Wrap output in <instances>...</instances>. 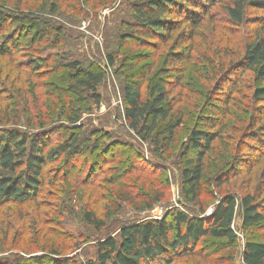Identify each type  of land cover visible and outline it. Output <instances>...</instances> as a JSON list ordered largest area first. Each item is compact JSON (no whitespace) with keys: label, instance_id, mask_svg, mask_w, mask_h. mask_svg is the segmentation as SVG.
Masks as SVG:
<instances>
[{"label":"trees","instance_id":"obj_1","mask_svg":"<svg viewBox=\"0 0 264 264\" xmlns=\"http://www.w3.org/2000/svg\"><path fill=\"white\" fill-rule=\"evenodd\" d=\"M116 1L0 0V102L4 103L0 106V127H4L0 129V206L38 210L44 207L41 199L47 196V189L56 187L58 182L70 185L68 178L74 168L70 163L74 156L84 154L80 150L82 143L84 150H93V156L89 157L92 162L101 157L99 142L94 148L89 147L86 140H80V130L72 133L75 129L72 125L79 120L84 109L73 112L71 106L75 103L70 99L67 103L64 101L78 95L87 96L98 104L101 100L98 88L105 81L106 69L115 67L116 58L107 54L103 68L83 64L70 52H63L64 47H68L64 42L68 39L67 29L50 20L68 11L79 17L82 7L96 12ZM121 4L131 19L121 21L127 29L125 37L132 41L131 47L151 52L136 55L127 50L125 58L128 62L120 66L127 71L125 75L121 73L124 75L121 98L126 127L140 143L149 146L152 154L164 161L172 159L168 152L178 149L181 196L187 204L198 209V215L176 212L155 220L128 223L119 229L117 236L97 239L93 258L84 264H181L182 259L200 256L199 245L222 246L213 252V255L222 252L216 259L221 264H236V218L240 219L242 229L264 224V14L256 18L248 16V12H264V0H121ZM214 7L222 11L227 24L243 29L245 25L254 24L256 28L245 34L242 44L235 43V51L222 46L217 53L216 67L214 56L200 57L213 69V85L207 98L213 91L222 94L216 103L224 110L222 120L233 115L232 107H241L245 103L247 107L243 106L249 116L239 130L240 141L224 140L228 125L222 122L212 124L215 117L207 116L204 128H193L188 144L179 149L177 130L184 116L178 114L171 119L173 108L169 84L164 79L163 82L158 80L144 97L138 80L144 76L136 77L135 66L141 59L155 57L162 46L173 39L174 33L184 28L177 45L187 42L182 49L188 53H167L164 57L166 68L158 71L162 73L161 78L173 75L182 81L184 76L179 64L192 57L195 39L212 22ZM120 43L126 44L124 38ZM56 52L58 56L53 54ZM115 74L119 75L118 69ZM246 74L251 76L250 80H244ZM42 98L46 100L44 106ZM17 105L23 106L25 114L29 111L24 125L28 131L12 127L24 117V111L16 109ZM211 114L219 115L216 108H211ZM56 135L60 136V144L52 145L50 141ZM235 142L237 144L233 145ZM233 146L234 158L231 157ZM243 147L249 150L252 158L238 155ZM105 149L102 148V152ZM217 150L222 152L219 157ZM122 154L126 157V164L131 162L128 152ZM214 157H218L221 172L211 177L209 159ZM259 165V176L253 188L247 184L233 193L224 192L232 178L244 175L250 184L253 171ZM110 170L116 179L123 177L122 170L115 167ZM115 177L110 176L105 181L113 184ZM79 187L85 186L81 184ZM117 197L121 203L132 202L130 194L125 191ZM162 198L161 192L140 194L141 211L152 210ZM208 200L213 201V209L206 215ZM81 219L97 233L105 229L104 221L93 209L86 208ZM49 245L34 249L43 255L12 260L1 258L0 264H77L60 257L59 250ZM22 252L29 253L27 249ZM240 259L242 264H264V240H246Z\"/></svg>","mask_w":264,"mask_h":264},{"label":"rangeland","instance_id":"obj_2","mask_svg":"<svg viewBox=\"0 0 264 264\" xmlns=\"http://www.w3.org/2000/svg\"><path fill=\"white\" fill-rule=\"evenodd\" d=\"M123 8L121 0H117L111 6L99 9L96 12L90 10L89 7H82L83 12L79 17H75V13L73 14L72 11H68L50 20L54 25L56 23L58 26L67 29L68 39L64 42L68 47H64L63 52H70L72 57L83 62V64H93L103 68L105 56L107 54L115 56V67L106 69L105 81L98 88L97 93L101 99L98 104L92 102L87 96L78 97V95L70 96L64 101L67 103V100L70 99L75 103L71 106L73 112L75 109L85 110L80 114L79 120L72 125L75 128L72 133H77L80 130L81 136L79 138L82 141L86 140V146H93L94 148V145L99 142L102 148L105 149L113 144L111 142L115 143L105 149L104 152L101 148V157L93 162L89 158L93 156V150H84L85 147L82 143L80 150L84 154L80 153L76 157L74 156L70 163L74 166L72 176L68 178L70 185H63L62 182H58L56 187L47 189V196H42L41 199L44 207L39 210L34 207L0 206V259L10 258L12 260L17 257L30 258L31 256L43 255L41 252L34 251V249L49 243L51 244L49 246L59 250L60 257H66L77 264H84L86 260L93 258L94 243L97 239L106 236H117L119 229L128 223L155 220L176 212H183L189 216L198 215V209L187 204L181 196L182 185L180 166L178 165L180 161L176 157L178 149L175 152H168L172 159L164 161L159 156L152 154L149 146L140 143L126 127L121 98V84L127 71L121 69L120 66L128 62V59L125 58V51L127 50L136 55L151 52L131 47L132 41L129 37H125L127 29L121 23L122 20L130 21L131 19L128 11H124ZM61 9L63 10L62 7ZM212 10V22L198 33L199 36L195 39L196 44H194L195 51L191 53L192 57L179 64L184 76L182 81L178 80L179 76L173 75L161 78L162 73L159 74L158 71L165 66L164 57L167 53H188V50L182 49L188 45L187 42L181 46L177 45L182 38L181 34L185 32L184 28L175 32L173 39L167 45L162 46L155 57L146 60L141 59L140 63L135 66L136 77L144 76L143 79L137 78L142 85L141 89L144 97L148 96L151 86L158 80L163 82L162 79H164V82L169 84L171 90L170 105L173 108L171 119H174L178 114L184 116L183 123L177 130L176 141L179 149L188 144L189 133L193 128H204L207 116L215 117L211 121L212 124L222 122L228 125L229 130L226 136L232 134V137L225 139L227 138L225 136L224 140L240 141L239 130L244 125L243 123H247L249 116L245 103L243 104L245 107L243 105L232 107L230 111L233 115L221 119L224 116V110L217 107L216 103L219 97L222 98V94L213 91L210 98H207V94H209L213 85V69L212 66L207 65L208 63L206 64L207 60L204 62L200 57L214 56L216 67L219 49L223 46L235 51V43L242 44L245 34L250 33V30L256 28V26L254 24L245 25L244 29L231 26L225 22V16L218 7H214ZM248 13L249 18H256L264 14V12ZM122 38H124L126 44L120 43ZM53 54L58 56L57 52ZM140 58L136 60H140ZM149 67H151L150 72H148ZM117 69L119 75L115 74ZM122 72L124 73L123 76L121 75ZM235 77L233 76V78ZM250 79L251 76L246 74L244 80ZM177 81L180 82L178 85ZM242 91L248 93L247 90ZM77 100L80 102H77ZM45 102L46 100L42 98L41 103L43 106ZM14 103H16L15 100ZM3 104V102H0V106H3ZM255 107L256 105H254ZM211 108H216L219 115H212ZM16 109L24 111L22 105H17ZM28 112L25 114L24 111L22 113L24 117L17 123L18 125L12 127L27 130L24 125L26 122L25 116L29 115ZM200 119L201 121H199ZM60 124L66 123L61 122ZM2 128L4 127L1 126L0 129ZM59 138V135L54 136L53 140L50 141L51 144H60ZM236 144V142L233 143V145ZM249 144L253 143L249 142ZM122 152H128L131 155V162L126 164V157ZM221 153L217 152L218 157ZM235 153L233 146L231 149L232 158H234ZM174 154L175 157L173 158ZM238 155L248 158L250 152L246 147H243V151ZM217 158L209 159L208 170L211 177L221 172L219 171L221 166L218 165ZM119 161L122 162L119 164ZM114 167L120 171L122 170L123 177L116 179L115 173L110 170ZM260 167L261 165L255 167L250 184L247 176L242 175L237 179L232 178L229 185L223 189L224 192L233 193V191H238L237 189L245 187L247 184L250 189L253 188L259 176ZM127 169L129 174L125 175ZM110 176L115 177L113 184L105 181ZM81 184L85 187H79ZM121 191L129 193L133 203H121L117 197ZM149 191L153 193L161 192L163 198L154 205L152 210L141 211L140 208L143 207L139 204L138 197L140 194ZM206 202L205 214L209 215L213 209V201L208 200ZM86 208L95 210L96 215L104 221L105 229L102 233L95 232L94 229L82 222V212ZM118 208L119 210H117ZM234 230L237 236L235 263L242 264L240 256L245 241L249 239L263 241L264 224L256 228L242 229L241 221L237 217ZM220 247L215 245L203 247L199 245L197 250H202L200 256L182 259L180 263L221 264L216 258L222 252L213 255V252ZM23 249H27L29 253L24 254Z\"/></svg>","mask_w":264,"mask_h":264}]
</instances>
